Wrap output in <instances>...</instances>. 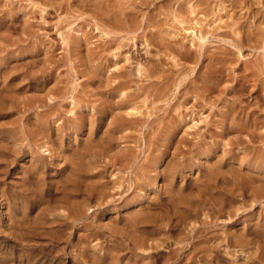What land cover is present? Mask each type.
I'll return each mask as SVG.
<instances>
[{"label": "rangeland", "instance_id": "374dc122", "mask_svg": "<svg viewBox=\"0 0 264 264\" xmlns=\"http://www.w3.org/2000/svg\"><path fill=\"white\" fill-rule=\"evenodd\" d=\"M0 264H264V0H0Z\"/></svg>", "mask_w": 264, "mask_h": 264}, {"label": "bare ground", "instance_id": "6f19581e", "mask_svg": "<svg viewBox=\"0 0 264 264\" xmlns=\"http://www.w3.org/2000/svg\"><path fill=\"white\" fill-rule=\"evenodd\" d=\"M100 1H101V0H100ZM118 3H119V2H118ZM185 4H186V3H185ZM204 5H205V4H204ZM106 7H107V5H106ZM180 7H181V6H180ZM91 8H92V7H91ZM93 9H94V8H93ZM179 10H180V9H179ZM184 10H185V9H184ZM177 12H178V10H177ZM182 12H183V10H182ZM105 13H107V12H105ZM183 13H184V12H183ZM178 14H180V13H178ZM181 16H182V14H181ZM110 18H111V17H110ZM112 18H113V17H112ZM192 18H193V17H192ZM177 19H178V18H177ZM182 19H183V18H182ZM110 20H111V19H110ZM114 20H117V19H114ZM178 20H179V19H178ZM112 22H113V21H112ZM158 22H159V21H158ZM111 24H112V23H111ZM124 24H126V23H124ZM122 26H123V25H122ZM239 26H241V25H239ZM114 27H115V26H114ZM117 27H118V26H117ZM117 27H116V28H117ZM242 38H243V37H242ZM161 39H162V38H161ZM249 39H250V38H249ZM253 39H254V38H253ZM253 39H252V41H253ZM233 40H234V39H233ZM238 40H239V39H238ZM238 40H237V41H238ZM242 41H243V40H242ZM242 41L239 40V41H238L239 44H241L240 42H242ZM250 41H251V40H250ZM257 42H258V41H257ZM243 43H244V42H243ZM204 45H205V44H204ZM241 45L243 46V44H241ZM252 45H253V44H252ZM201 46H202V45H201ZM249 46H250V45H249ZM255 46H256V45H255ZM204 47H205V46H204ZM252 47H253V46H252ZM241 48H242V47H241ZM206 50H207V49H206ZM189 51H190V50H189ZM208 51H209V50H208ZM199 52H200V51H199ZM199 54H200V53H199ZM207 54H208V53H207ZM189 55H191V54H189ZM113 56H114V55H113ZM215 57H216V56H215ZM220 57H221V56H220ZM213 58H214V57H213ZM223 60H224V59H223ZM213 61H214V60H213ZM167 74H168V73H167ZM253 75H254V73H253L251 76H253ZM210 78H211V77H210ZM246 78H247V77H246ZM169 79H170V78H169ZM194 79H195V78H194ZM194 79H192V80H194ZM198 79H199V78H198ZM242 81H243V80H242ZM167 82H168V81H167ZM209 82H210V81H209ZM205 83H206V82H205ZM194 85H195V83H194ZM198 85H199V84H198ZM201 85H202V84H201ZM199 86H200V85H199ZM204 88H205V87H204ZM207 88H208V87H207ZM209 89H210V88H209ZM183 90H184V89H183ZM206 90H207V89H206ZM146 91H148V90L146 89ZM165 91H166V90H165ZM201 91H202V90H201ZM157 92H158V91H157ZM161 93H162V92H161ZM138 112H139V111H138ZM226 115H227V114H226ZM226 117H227V116H226ZM256 118H257V117H256ZM256 118H255V119H256ZM245 120H246V119H245ZM251 121H252V120H251ZM242 122H243V121H242ZM254 122H255V121H253L252 125L255 124ZM259 122H260V121H259ZM223 123H224V122H223ZM233 123H234V121H233ZM250 123H251V122H250ZM229 124H231V123H229ZM235 124H237V123L235 122ZM235 124H234V126H236V127L238 128V126H237L238 124H237V125H235ZM242 124H243V123H242ZM244 124H245V123H244ZM244 124H243V125H244ZM224 125H226V123H224ZM227 125H228V124H227ZM247 125H248V124H247V122H246V126H247ZM228 126H229V125H228ZM234 126L232 127V125H231L232 129L235 128ZM239 126H240V125H239ZM246 126H245V127H246ZM248 126H249V125H248ZM191 127H192V126H191ZM226 127H227V126H226ZM242 127H243V126H242ZM253 127H254V126H253ZM253 127H252V128H253ZM255 127H256V126H255ZM255 127H254V129H255ZM257 127H260V126L257 125ZM228 128H229V127H228ZM237 128H235V129H237ZM252 128H251V129H252ZM232 129H231V130H232ZM238 129H239V128H238ZM238 129H237V130H238ZM243 129H244V127H243ZM249 129H250V128H249ZM251 129H250V130H251ZM228 130H229V129H228ZM239 130L242 131L241 128H240ZM239 130H238V131H239ZM253 132H256V131L254 130ZM254 134L256 135V133H254ZM257 135H258V134H257ZM258 136H259V135H258ZM259 137H261V136H259ZM110 141H111V140H110ZM262 159H263V158H262ZM23 224H24V223H23Z\"/></svg>", "mask_w": 264, "mask_h": 264}]
</instances>
